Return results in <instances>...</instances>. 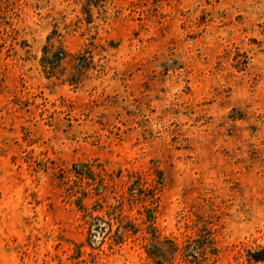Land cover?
Returning <instances> with one entry per match:
<instances>
[{"label": "rangeland", "instance_id": "374dc122", "mask_svg": "<svg viewBox=\"0 0 264 264\" xmlns=\"http://www.w3.org/2000/svg\"><path fill=\"white\" fill-rule=\"evenodd\" d=\"M264 0H0V264H264Z\"/></svg>", "mask_w": 264, "mask_h": 264}, {"label": "trees", "instance_id": "16d2710c", "mask_svg": "<svg viewBox=\"0 0 264 264\" xmlns=\"http://www.w3.org/2000/svg\"><path fill=\"white\" fill-rule=\"evenodd\" d=\"M250 261L254 263H262L264 262V248L261 250L253 251L249 255Z\"/></svg>", "mask_w": 264, "mask_h": 264}]
</instances>
